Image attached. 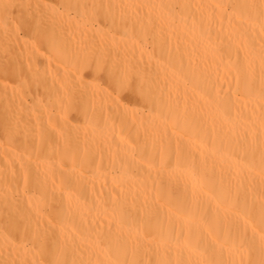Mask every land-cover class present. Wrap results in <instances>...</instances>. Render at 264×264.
Returning a JSON list of instances; mask_svg holds the SVG:
<instances>
[{
  "label": "bare ground",
  "instance_id": "obj_1",
  "mask_svg": "<svg viewBox=\"0 0 264 264\" xmlns=\"http://www.w3.org/2000/svg\"><path fill=\"white\" fill-rule=\"evenodd\" d=\"M0 264H264V0H0Z\"/></svg>",
  "mask_w": 264,
  "mask_h": 264
}]
</instances>
